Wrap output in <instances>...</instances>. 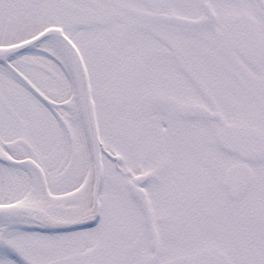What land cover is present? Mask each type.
Returning a JSON list of instances; mask_svg holds the SVG:
<instances>
[{"label":"snow or ice","instance_id":"1","mask_svg":"<svg viewBox=\"0 0 264 264\" xmlns=\"http://www.w3.org/2000/svg\"><path fill=\"white\" fill-rule=\"evenodd\" d=\"M0 264H264V0H0Z\"/></svg>","mask_w":264,"mask_h":264}]
</instances>
